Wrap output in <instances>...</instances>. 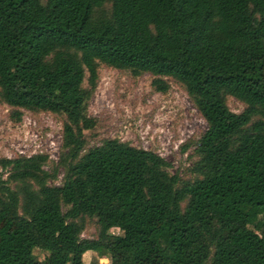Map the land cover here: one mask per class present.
Returning <instances> with one entry per match:
<instances>
[{
    "label": "trees",
    "instance_id": "16d2710c",
    "mask_svg": "<svg viewBox=\"0 0 264 264\" xmlns=\"http://www.w3.org/2000/svg\"><path fill=\"white\" fill-rule=\"evenodd\" d=\"M101 64L185 87L207 122L194 179L117 138L88 147ZM0 99L65 117L49 168L0 157V264H264V0H0Z\"/></svg>",
    "mask_w": 264,
    "mask_h": 264
},
{
    "label": "rangeland",
    "instance_id": "374dc122",
    "mask_svg": "<svg viewBox=\"0 0 264 264\" xmlns=\"http://www.w3.org/2000/svg\"><path fill=\"white\" fill-rule=\"evenodd\" d=\"M153 76H139L105 64L99 68V82L89 101V114L97 119L93 130L86 131L88 147L101 144L105 139L117 138L136 147L157 152L170 164L171 173L178 172L185 180H192V166L196 161V143L207 129V122L190 98L185 87L170 80L167 92L156 91ZM230 108L237 113L245 105L234 97L228 98ZM13 108L0 99V157L31 156L47 153L51 163L57 162L62 145L65 117L61 114L23 110L21 121L12 117ZM188 147L184 149L185 145ZM1 172V169H0ZM64 171L60 170L56 184H62ZM20 212H11L15 222ZM108 220L107 211L94 215L82 234L84 238L97 236L95 224ZM121 233L118 228L111 230ZM41 260L46 253L35 250ZM107 256L95 252L84 255L86 264L109 262Z\"/></svg>",
    "mask_w": 264,
    "mask_h": 264
}]
</instances>
